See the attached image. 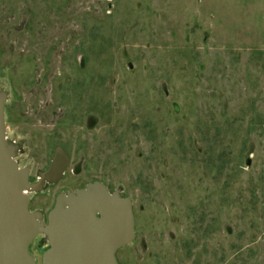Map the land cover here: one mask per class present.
<instances>
[{"label": "rangeland", "instance_id": "1", "mask_svg": "<svg viewBox=\"0 0 264 264\" xmlns=\"http://www.w3.org/2000/svg\"><path fill=\"white\" fill-rule=\"evenodd\" d=\"M0 91L33 179L70 158L32 211L99 181L119 264H264V0H0Z\"/></svg>", "mask_w": 264, "mask_h": 264}, {"label": "water", "instance_id": "2", "mask_svg": "<svg viewBox=\"0 0 264 264\" xmlns=\"http://www.w3.org/2000/svg\"><path fill=\"white\" fill-rule=\"evenodd\" d=\"M6 101L7 94L0 91V264H38L29 250L38 234L50 245L42 264H119L117 251L136 234L132 200L95 181L60 194L48 221H41V213L29 209L30 196L25 193L41 185L30 183L28 168L14 159L15 148L6 137ZM62 151L56 149L46 174L53 175V182L68 165Z\"/></svg>", "mask_w": 264, "mask_h": 264}, {"label": "flooded vegetation", "instance_id": "3", "mask_svg": "<svg viewBox=\"0 0 264 264\" xmlns=\"http://www.w3.org/2000/svg\"><path fill=\"white\" fill-rule=\"evenodd\" d=\"M7 139L8 140H11L10 139V137L7 135ZM63 149V151H62V153H63V156H66L67 157V159H68V163H69V160H70V158H69V156H68V153L65 151V149L64 148H62ZM16 154V153H15ZM17 155V154H16ZM16 155H14V159L19 163V161H18V158H17V156ZM52 162H53V159H52ZM52 162H51V164H52ZM20 164V163H19ZM51 164H50V166H51ZM21 166V165H20ZM50 166L48 167V169H46L45 171H43V172H39L37 175L38 176H36L35 177V179H33V176L31 177V172H30V170H29V168H28V170H29V181H30V183H32V184H40L41 185V188H43V187H45L46 185H49V184H51V185H53L54 184V182H53V175L52 176H50L49 178H50V180H49V178H48V176L46 175L47 174V171L50 169ZM67 167H68V165H67ZM23 168H25V167H23ZM27 168V167H26ZM43 174H45V176H43ZM39 191H33V192H29V196H30V205L32 204V202H33V197H32V193H38ZM30 205H29V208H30ZM53 209V207L51 208V209H49V211L46 213V214H44V213H42L41 211H37V210H33L34 212H40L41 213V215H42V218L40 219L41 221H44V222H47L48 221V216H49V213L51 212V210ZM36 242L38 245L40 244L41 245V247H43V245L45 244V246H47L46 247V249H44V252L49 248V241H48V239L46 238V236L44 235V234H38L35 238H34V240H33V242ZM33 242L31 243V245L33 244ZM42 242H43V244H42ZM31 245H30V247H31ZM29 250H30V248H29ZM44 252L42 253V254H44ZM42 257H43V255H42Z\"/></svg>", "mask_w": 264, "mask_h": 264}]
</instances>
